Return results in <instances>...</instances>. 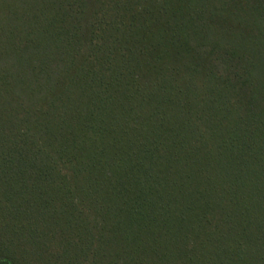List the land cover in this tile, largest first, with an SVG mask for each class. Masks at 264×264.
<instances>
[{"label":"trees","instance_id":"trees-1","mask_svg":"<svg viewBox=\"0 0 264 264\" xmlns=\"http://www.w3.org/2000/svg\"><path fill=\"white\" fill-rule=\"evenodd\" d=\"M0 264H264V0H0Z\"/></svg>","mask_w":264,"mask_h":264}]
</instances>
